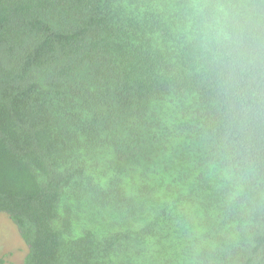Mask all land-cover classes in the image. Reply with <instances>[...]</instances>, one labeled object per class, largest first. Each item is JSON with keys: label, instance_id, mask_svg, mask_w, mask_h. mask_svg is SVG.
Masks as SVG:
<instances>
[{"label": "trees", "instance_id": "1", "mask_svg": "<svg viewBox=\"0 0 264 264\" xmlns=\"http://www.w3.org/2000/svg\"><path fill=\"white\" fill-rule=\"evenodd\" d=\"M0 213L22 264H264V0H0Z\"/></svg>", "mask_w": 264, "mask_h": 264}, {"label": "rangeland", "instance_id": "2", "mask_svg": "<svg viewBox=\"0 0 264 264\" xmlns=\"http://www.w3.org/2000/svg\"><path fill=\"white\" fill-rule=\"evenodd\" d=\"M27 246L9 217L0 213V264H22Z\"/></svg>", "mask_w": 264, "mask_h": 264}]
</instances>
